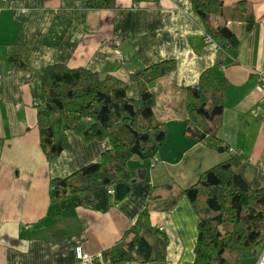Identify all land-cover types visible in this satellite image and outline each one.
<instances>
[{
	"label": "crops",
	"instance_id": "1",
	"mask_svg": "<svg viewBox=\"0 0 264 264\" xmlns=\"http://www.w3.org/2000/svg\"><path fill=\"white\" fill-rule=\"evenodd\" d=\"M246 3L254 27L228 22L240 41L225 51L204 34L191 0H116L113 8H87L85 0H0V264H76L77 244L91 254L90 264H109L101 250L123 234L153 193L166 196L187 186L227 157L184 132L187 87L211 66L228 80L220 139L258 164L254 182L264 185V94L255 88L256 76L264 75V0ZM213 22L226 20L217 14ZM164 59L176 66L154 83V111L169 128L157 161L132 159L133 180L116 184L112 193L96 186L53 203L50 179L98 159L108 142L70 134V148L46 158L37 126L43 69L66 63L114 74L136 96L131 74ZM151 219L169 235L167 260L125 264L192 262L197 215L188 198L181 196L169 211L153 210ZM258 255L243 264H264V247Z\"/></svg>",
	"mask_w": 264,
	"mask_h": 264
},
{
	"label": "trees",
	"instance_id": "2",
	"mask_svg": "<svg viewBox=\"0 0 264 264\" xmlns=\"http://www.w3.org/2000/svg\"><path fill=\"white\" fill-rule=\"evenodd\" d=\"M191 2L202 21L204 34L222 50L235 49L240 41L228 22L244 21L247 31L254 27L246 0L234 5H223L221 0ZM85 3L87 8L116 6V0H85ZM217 14L226 22L214 24ZM18 63L23 64L19 60ZM175 66L174 59H164L134 71L131 79L138 86L136 96L128 93V82L114 74L66 63L49 64L43 69L40 77L45 98L37 105V126L46 158L55 159L69 149L70 134L87 141L108 142L98 159L50 179L49 195L53 203L96 186L107 187V192L112 193L116 184L133 180L132 159L157 161V152L167 139L169 128L155 114L154 83ZM262 82L264 75L258 74L255 88ZM227 84L225 75L216 72L215 67L206 68L197 85L187 87L184 126L185 134L195 142L227 152V157L203 170L187 186L171 188L166 196L153 193V199L123 234L101 250L103 261L165 262L170 238L163 226L152 221L151 212L169 211L181 196L188 198L197 215L194 258L186 264H243L245 259L259 256L264 247V185L254 182L259 166L218 134ZM166 185L173 186L171 182Z\"/></svg>",
	"mask_w": 264,
	"mask_h": 264
},
{
	"label": "built area",
	"instance_id": "3",
	"mask_svg": "<svg viewBox=\"0 0 264 264\" xmlns=\"http://www.w3.org/2000/svg\"><path fill=\"white\" fill-rule=\"evenodd\" d=\"M19 10L22 12L28 11L27 8H21ZM260 80H263V78ZM257 90L264 94V82H262L260 85L257 86ZM75 256L77 259L76 264H90L91 254L88 251H86L81 244L75 245Z\"/></svg>",
	"mask_w": 264,
	"mask_h": 264
},
{
	"label": "water",
	"instance_id": "4",
	"mask_svg": "<svg viewBox=\"0 0 264 264\" xmlns=\"http://www.w3.org/2000/svg\"><path fill=\"white\" fill-rule=\"evenodd\" d=\"M145 169H141V170H139V172H138V174L141 176V177H144V175H145Z\"/></svg>",
	"mask_w": 264,
	"mask_h": 264
},
{
	"label": "rangeland",
	"instance_id": "5",
	"mask_svg": "<svg viewBox=\"0 0 264 264\" xmlns=\"http://www.w3.org/2000/svg\"><path fill=\"white\" fill-rule=\"evenodd\" d=\"M131 165H132V164H131ZM131 165H130V166H131ZM153 174H154V173H153Z\"/></svg>",
	"mask_w": 264,
	"mask_h": 264
}]
</instances>
